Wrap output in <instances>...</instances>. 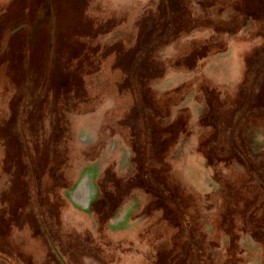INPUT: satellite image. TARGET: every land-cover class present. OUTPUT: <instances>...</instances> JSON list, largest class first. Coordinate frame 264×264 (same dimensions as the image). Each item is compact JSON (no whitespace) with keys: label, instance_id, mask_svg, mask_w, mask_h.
I'll return each instance as SVG.
<instances>
[{"label":"rangeland","instance_id":"rangeland-1","mask_svg":"<svg viewBox=\"0 0 264 264\" xmlns=\"http://www.w3.org/2000/svg\"><path fill=\"white\" fill-rule=\"evenodd\" d=\"M0 264H264V0H0Z\"/></svg>","mask_w":264,"mask_h":264}]
</instances>
